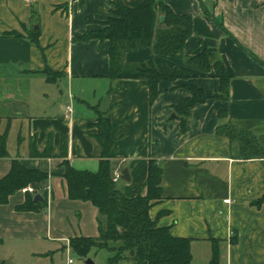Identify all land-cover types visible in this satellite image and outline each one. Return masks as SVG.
<instances>
[{"label": "crops", "instance_id": "1", "mask_svg": "<svg viewBox=\"0 0 264 264\" xmlns=\"http://www.w3.org/2000/svg\"><path fill=\"white\" fill-rule=\"evenodd\" d=\"M164 1L175 14L192 17V34L181 56H160L146 48L127 53L125 64L152 61L187 70L192 78L160 82V93L150 104L149 90L140 80L109 78L107 41L76 40L86 31L100 29L93 22L106 21L112 0H0V133L9 129V156L0 159V179L9 174L14 160L49 175L43 185L47 196L43 210L18 211L26 200L23 190L0 205V263L51 253V243L64 240L62 231L68 228L56 225L54 210L59 207L74 209L71 204L81 203L95 229L84 234L83 221L80 231L71 233L98 234V210L68 198L61 176L63 159L32 158L30 144L35 139L42 152L52 137L58 153L67 137L70 165L97 172L99 159L92 156L96 143L91 135L98 131L93 124L99 111L114 126L113 174L119 171L121 176L127 168L130 176L129 182L120 177L115 184L124 183L116 188L127 197L145 193L149 163L155 161L162 169V200L150 216L174 237L191 240L195 264H208L215 246L220 264H264V203L256 204L264 197V158L236 159L237 146L217 133L222 125L248 131L264 151V3ZM89 18L93 22L87 24ZM202 52L222 60L230 77L226 100L214 98L221 84L213 69L203 72L187 65V57ZM46 68L58 73L57 78L49 82ZM192 87L203 90L207 100L191 109L184 130L175 107L192 97ZM89 91L91 101L86 100Z\"/></svg>", "mask_w": 264, "mask_h": 264}, {"label": "trees", "instance_id": "2", "mask_svg": "<svg viewBox=\"0 0 264 264\" xmlns=\"http://www.w3.org/2000/svg\"><path fill=\"white\" fill-rule=\"evenodd\" d=\"M264 3V0H259ZM109 17L100 23L98 30L86 31L76 40L89 42L91 40L107 41L109 44L110 73L112 80L136 79L149 90V102L157 99L159 83L162 81H177L192 78V74L183 69L156 64L152 61L127 65V53L140 49L152 48L155 54L171 58L180 57L185 43L192 34L193 21L189 15H177L164 0H112ZM164 17L163 21L160 18ZM220 28L232 36L221 19L213 16ZM93 22L89 18L86 23ZM9 36H19L9 33ZM38 43V32L32 38ZM188 66L203 72L214 70V77L220 80L221 92L214 96L226 100L229 92L230 77L222 60L214 53L202 52L186 58ZM43 73L47 80L53 81L55 75L49 69ZM192 97H187L175 107L182 119L185 130L190 111L197 104L206 102L203 90L192 87ZM225 117V112H220ZM97 133L91 135L96 143L92 156L99 159L97 172L77 170L72 167L68 158V138L64 137L58 153L52 147V137L48 138L46 148L40 152L36 141L30 144V157L42 159L58 157L63 159L64 168L61 176L67 184V195L71 201L91 203L100 215L98 219V237H78L70 240V246L82 255L92 248L105 249L114 255L108 264H120L128 260L131 264H195L192 259L191 240L174 237L168 227H159L150 216L151 209L162 200V169L155 161H150L148 178L144 184L145 193L135 197H127L116 188L113 181L111 160L114 140L111 132L114 128L109 116L98 111L93 124ZM7 129L0 133V159L9 156ZM217 133L230 139L236 145V159L252 160L264 158V151L256 137L245 130L236 129L232 125L218 127ZM51 136V135H50ZM49 175L39 169L24 167L14 160L9 174L0 179V205H6L12 195L31 186L34 193L26 192V200L16 207L22 212H39L47 205V196L43 194L44 184ZM42 193V194H41ZM35 194L43 195V202H35ZM264 203V197L256 202L258 206ZM102 218V220H101ZM1 244V241H0ZM111 244V245H110ZM119 244V245H118ZM0 264H5L1 262ZM208 264H220L219 250L213 248V256Z\"/></svg>", "mask_w": 264, "mask_h": 264}, {"label": "rangeland", "instance_id": "3", "mask_svg": "<svg viewBox=\"0 0 264 264\" xmlns=\"http://www.w3.org/2000/svg\"><path fill=\"white\" fill-rule=\"evenodd\" d=\"M93 23L96 26L101 27L100 23H98L97 21H94ZM57 76L58 75H55L54 79H56ZM92 94L93 93L89 91V93L86 94V100L91 101L93 99ZM123 183L124 181L120 180L116 184L117 188L120 189V186H122ZM80 204L78 202L71 204L73 205L74 209L70 207H59L56 211L54 210V219L56 221V225L62 226L65 224L68 225V228H66L65 232L62 231L64 240L52 243L48 242L52 244L50 249L51 253L45 256H39L37 258H31L29 260L21 259L20 261H18V259H16V261H18L17 263L11 262L8 258V264H87L88 261H91L93 264H108L109 259L114 255L108 250L92 248L89 253L82 255L70 246L69 241L71 239L69 238L83 237L77 234V232L80 231V228L78 227L79 223H82L84 221V234H90L91 231H94L95 229L92 225L93 222H90L89 218H87V214L83 213V209L79 206ZM79 212L81 213V215H78ZM73 230L77 232L71 233ZM88 237L96 238L98 237V234L94 236L89 235ZM70 260L72 261V263H69ZM120 264H131V262L128 260H124Z\"/></svg>", "mask_w": 264, "mask_h": 264}, {"label": "water", "instance_id": "4", "mask_svg": "<svg viewBox=\"0 0 264 264\" xmlns=\"http://www.w3.org/2000/svg\"><path fill=\"white\" fill-rule=\"evenodd\" d=\"M164 20V17H161L160 18V21H163ZM121 179L124 180V181H127L129 182L130 181V176H129V172H128V169L125 168L122 173H121ZM34 201L35 202H42L43 201V197L40 195V194H37L35 197H34ZM87 264H93L91 261H88Z\"/></svg>", "mask_w": 264, "mask_h": 264}, {"label": "built area", "instance_id": "5", "mask_svg": "<svg viewBox=\"0 0 264 264\" xmlns=\"http://www.w3.org/2000/svg\"><path fill=\"white\" fill-rule=\"evenodd\" d=\"M69 110L71 111V109H69ZM120 177H121L120 176V172L119 171L118 172H115L114 175H113V181L114 182H117L120 179ZM23 191L24 192H29V193H32V194L34 193V189L31 186L23 189ZM228 202H229V200H226L225 201V203H228ZM69 263H72V261L70 260Z\"/></svg>", "mask_w": 264, "mask_h": 264}]
</instances>
